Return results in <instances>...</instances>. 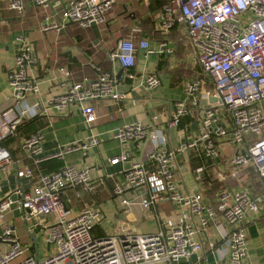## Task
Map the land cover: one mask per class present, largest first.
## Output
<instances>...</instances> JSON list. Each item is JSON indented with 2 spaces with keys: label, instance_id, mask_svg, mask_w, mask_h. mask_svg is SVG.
<instances>
[{
  "label": "built area",
  "instance_id": "built-area-1",
  "mask_svg": "<svg viewBox=\"0 0 264 264\" xmlns=\"http://www.w3.org/2000/svg\"><path fill=\"white\" fill-rule=\"evenodd\" d=\"M35 1L44 8L54 4V0ZM115 1L64 0L59 20L47 15L42 30H60L70 21L81 28L91 23L102 25ZM161 1L162 6L153 15L155 30L164 35L175 27L182 29L189 46L188 62L195 72L183 82V98L168 103L164 118L154 112L148 123H127L110 133L118 141L120 152L109 158V164L122 163V168L116 176L105 175L97 182L92 181L91 167L87 165L65 164L49 173L42 168L43 162L52 158L63 160L74 152L87 154L101 142L96 135L71 141L48 153L44 133L38 130L18 141L24 159L17 158L5 143L11 138L18 140V128L25 120L42 114H70L76 106L91 125L97 119L96 105L100 102L117 103L119 112L120 102L131 96L118 90L115 72L98 71L95 79L70 81L68 89L45 106L39 97L38 79L28 73L36 59L34 48L23 34L16 37L15 62L8 71L12 105L0 109V169L14 167L18 177L30 178V188L19 185L0 199V239L9 245L0 252V264H173L179 259L204 264L205 259L199 255L204 248L199 234L210 220L229 226L222 233L229 249V264H253L246 261L244 224L261 211L264 196L245 186L235 188L224 182L203 202L202 192L181 191L178 181L183 170L179 157L184 158L195 148L216 162L227 144L232 147V153L223 156L228 178L240 181L241 168L250 165L264 179V0ZM8 7L19 14L26 11L24 0H9ZM139 49L146 54L156 52L148 38L134 41L127 37L117 39L108 58L133 79L128 72ZM157 52L169 53L171 48L160 43ZM60 70L71 76L69 69ZM160 84V75L152 71L137 87L145 97ZM188 116L199 123L196 135L191 137L186 135L185 125L179 128ZM170 128H177L181 136L175 145L166 131ZM135 153L140 158L133 159ZM193 173L198 182L210 179L202 164ZM218 177L226 180L221 173ZM106 178L113 179L109 191L123 205L137 201L143 209L155 211L167 200L181 209L180 218H160L155 232H139L125 223H116L103 235H95L93 227L103 218L101 209L91 207L89 202L80 209L70 207L64 193L75 188L78 198L84 193L95 196L97 185H106ZM13 193L18 195V208L24 212L27 230L32 236L39 230L37 236L49 248L43 256L36 257L38 250L35 255H26L31 246L25 248L12 225L5 222L15 202ZM193 216L198 218L197 223ZM193 254L198 255L195 262L190 261Z\"/></svg>",
  "mask_w": 264,
  "mask_h": 264
},
{
  "label": "crops",
  "instance_id": "crops-1",
  "mask_svg": "<svg viewBox=\"0 0 264 264\" xmlns=\"http://www.w3.org/2000/svg\"><path fill=\"white\" fill-rule=\"evenodd\" d=\"M8 2L9 0H0V109H6L12 105L10 99L12 90L9 86L8 71L14 66L18 48L16 37L18 35L23 34L34 48L36 59L29 66L28 73L38 79L40 83L39 97L45 106L52 97L65 92L72 80H80L84 77L95 79L98 71H113L117 74L121 67L116 61H110L111 65L110 63H103L98 71L94 68L104 57L101 48L107 51L105 56H108L117 39L125 38L116 37V31L131 37L134 41L146 37L151 46L156 49V52L152 54H146L140 49L137 50L135 64L128 72L134 75V78L127 77L124 71L119 77L118 90L128 92L131 96L127 101L120 102L122 111H117V103L100 102L96 105V121L88 125L84 121L80 109L75 106L70 114L58 117L42 114L40 115L42 119L36 121L33 127L29 128V133H32L31 129L43 131L46 152L48 153L58 151L63 145L71 141L84 139L89 135L98 136L101 141L100 144L91 148L87 154L74 152L68 154L63 161L65 164H75L79 167L90 166V177L93 182H97L101 177L104 178L105 175L116 176L122 168V163L111 165L108 160L120 152V145L117 140L111 138L110 133L127 123L137 121L148 123L151 113L154 112L164 118L168 103L183 98V82L195 72V68L188 62L189 46L186 37L182 43L177 37V31L184 34L182 29L175 27L164 35L156 32L153 15L158 9V2L156 5L155 0H116L107 13L106 22L98 25L101 33L99 46L88 49V44L80 42L77 35L79 30H84L87 32L86 35L93 39L89 27L81 28L73 23L60 30H42L47 15H50L55 21L59 20L58 15H61L64 0H54L53 6L49 8L37 5L35 0H24L26 4L24 14L9 9ZM148 19L149 24H144L143 22ZM37 32L48 38H39ZM160 43L170 47L171 52H157ZM68 51H72L73 62H70L66 55ZM61 68L69 69L71 76H65L64 72L60 70ZM152 71L158 72L161 84L150 95L143 97L144 94L137 86L140 80ZM48 109L50 110L49 107ZM70 118H74L76 122L70 121L75 123L72 126H70ZM41 123L43 124L40 125ZM68 123L70 124L68 125ZM184 125L187 127L186 135L188 137L196 135L199 125L197 120L188 116L179 128H183ZM166 131L171 144L175 145L181 140L177 128L166 129ZM27 135L29 134L19 131L18 140L11 138L7 141L17 158L24 157L18 141ZM231 153L232 147L227 144L224 152L215 159V162L208 160L201 150L190 149L188 153L184 154V158L179 157L183 165V170L179 175V189L181 191L202 192L203 202H207L214 192L222 187L224 182L235 188L245 186L258 195L264 196V179H260L250 165L241 168L240 181L228 178V166L225 164L226 161L223 156ZM132 158L138 159L140 155L135 153ZM201 164L204 165L210 179L198 182L194 178L193 169ZM218 173H221L226 180H221ZM12 174H15L14 167L0 169V199L7 194L2 190L3 182ZM112 183L113 179L108 178L106 185L98 184L95 196L84 193L82 197L78 198L75 188H68L64 193V199L70 207L80 209L83 207V203L88 201L101 209L103 218L93 227V233L97 236L103 235L105 230L113 228L116 223H125L139 232H155L159 228L160 218L178 220L182 214L179 207H173L167 200L160 203L155 211L143 209L137 201H133L129 205H123L121 201L118 203L111 201L109 198L103 201L101 194L104 195V198L106 195L110 196L109 186ZM18 187L19 185L10 192L15 191ZM75 197L78 198L77 201H75ZM141 211L147 212L143 214ZM164 213L166 216H163ZM23 215L22 209L13 207L6 213L5 222L12 225L22 243H26L30 235L33 241L29 247L31 246L33 249L35 245L38 255L43 256L49 248L44 242L42 243L43 238L37 236L38 233L40 234L39 230H36V234L34 232V236L29 233ZM150 218L154 220L152 225L147 223ZM192 218L193 222H198L196 216ZM244 225L247 245L246 261L253 264L261 263L264 261V200L261 211L252 215L251 219L246 221ZM228 229L229 226L225 222L222 221L221 225H217L215 221L210 220L206 230L199 234V239L203 242L204 247L199 255L205 259L204 264H229V249L222 236L223 231ZM2 230L3 226H0V237ZM36 238L38 239L37 245L35 244ZM7 247L9 245L0 239V252ZM43 250V255H40L39 252ZM28 252L26 255H31ZM197 256V254H193L190 261L195 262ZM188 263L189 261L186 259H179L173 264Z\"/></svg>",
  "mask_w": 264,
  "mask_h": 264
},
{
  "label": "water",
  "instance_id": "water-1",
  "mask_svg": "<svg viewBox=\"0 0 264 264\" xmlns=\"http://www.w3.org/2000/svg\"><path fill=\"white\" fill-rule=\"evenodd\" d=\"M73 23L74 22H72V21L67 22L66 26L70 25V24H73ZM89 30L92 33L93 39L89 42V44L87 46L88 49L91 48V47L99 46L100 36H101L100 29H99V27L96 24L91 23L90 26H89ZM101 51L104 54V57L94 67L97 71L99 70V68H101V65L103 63H110V61H111L108 58V56H105V54H107V51L105 49H102V48H101ZM66 55L68 56L69 61L73 62L72 51H68L66 53ZM110 65H111V63H110ZM122 71H123V69L120 68L119 71L117 72V74H116V78L117 79H119V77L121 76ZM20 184H22V188L23 189L30 188V178H28V177H18L16 174H12L3 182L2 190H3L4 193H9L10 190H12V189L14 190V188L17 185H20ZM17 198H18V195L16 193H13L12 194V199L15 202L13 203L12 207H18ZM37 242H38V239L36 238L35 239V244L36 245H37ZM36 257H38L37 253H36Z\"/></svg>",
  "mask_w": 264,
  "mask_h": 264
},
{
  "label": "trees",
  "instance_id": "trees-1",
  "mask_svg": "<svg viewBox=\"0 0 264 264\" xmlns=\"http://www.w3.org/2000/svg\"><path fill=\"white\" fill-rule=\"evenodd\" d=\"M155 2H156V5H157V2H158V6H157L158 9L163 4L161 0H155ZM148 21H149V19L147 21H144L143 23L146 24V23H148ZM179 34L180 33L177 31L178 40L182 43V41L185 39V37H182V35L180 36ZM40 119H42V117L41 116H37V117H34L32 119H28V120L23 121L20 124V126L18 128V131L24 132V133H28L29 135L32 134V133H34V132H36V131H38V129H31V132L32 133H29L30 132V129L29 128L33 127L34 123L36 121L40 120ZM42 124L43 123H41L40 125H42ZM5 144H8V143L6 142ZM12 153L14 154L13 150H12ZM64 165H65V162L62 159L52 158V159H49V160L44 161L43 164H42V168H43L44 172L49 173V172H52V171H56V170L61 169V167H63ZM110 196H114V195H112L110 193Z\"/></svg>",
  "mask_w": 264,
  "mask_h": 264
},
{
  "label": "rangeland",
  "instance_id": "rangeland-1",
  "mask_svg": "<svg viewBox=\"0 0 264 264\" xmlns=\"http://www.w3.org/2000/svg\"><path fill=\"white\" fill-rule=\"evenodd\" d=\"M179 33H180V31H179ZM180 36L182 35V37H185L184 36V34H182V33H180L179 34ZM37 36H39V38H45V39H47L48 37H44V36H42V34L40 33V32H37ZM115 36L116 37H118V36H121V37H125V38H127L128 36H126V35H124L123 33H121L120 31H116L115 32ZM115 37V38H116ZM159 37V36H158ZM131 38V37H130ZM72 120H74V118H70L69 119V122L70 121H72ZM72 122H75V120L74 121H72ZM72 122H70L71 123V125L70 126H72V125H74L75 123H72ZM70 123H68V125L70 124ZM101 196H102V200L104 201V199H110L111 201H114V202H119L120 201V198L119 197H117V196H107L106 195V197L104 198V195L103 194H101ZM78 200V198L77 197H75V201H77ZM85 202H88V201H85ZM109 202V201H108ZM91 207H93L92 206V204H89ZM142 212V211H141ZM145 212H147V211H145ZM145 212H142L143 214H145ZM163 216H166V214L164 213L163 214ZM22 221H23V219H22ZM154 220H151V218L148 220V222L147 223H149L150 225H152L154 222H153ZM142 230V229H141ZM35 234H36V231H35ZM30 236V235H29ZM28 236V238H27V242L26 243H23V245H24V247L26 248L27 246H29V244L31 243V241H33L32 240V238H31V236L29 237ZM42 243H43V241H42ZM29 252V254H32V255H35V253H36V249H35V245H34V247H33V249H30V250H28ZM43 252H44V250L43 251H40L39 253H40V255H43Z\"/></svg>",
  "mask_w": 264,
  "mask_h": 264
},
{
  "label": "flooded vegetation",
  "instance_id": "flooded-vegetation-1",
  "mask_svg": "<svg viewBox=\"0 0 264 264\" xmlns=\"http://www.w3.org/2000/svg\"><path fill=\"white\" fill-rule=\"evenodd\" d=\"M86 31H82V30H79L78 31V35H77V38L79 39L80 42H86L87 44H89V42L92 40L91 37H88V35H86ZM88 37L87 41H86V38Z\"/></svg>",
  "mask_w": 264,
  "mask_h": 264
}]
</instances>
